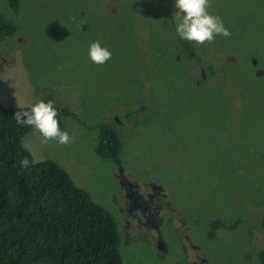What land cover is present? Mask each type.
I'll list each match as a JSON object with an SVG mask.
<instances>
[{"label": "rangeland", "instance_id": "1", "mask_svg": "<svg viewBox=\"0 0 264 264\" xmlns=\"http://www.w3.org/2000/svg\"><path fill=\"white\" fill-rule=\"evenodd\" d=\"M166 3L17 0L11 12L0 0V15L15 25L0 41L2 56L13 58L0 67V103L30 107L50 96L74 113L60 118L71 144L42 143L32 127L21 144L33 161L54 160L114 216L122 264H263L264 5L211 0L208 11L232 35L188 41L199 64L216 73L195 87L197 63L180 55L175 40V0L167 18L157 11ZM96 40L112 53L103 65L89 58ZM223 57L235 62L220 67ZM254 69L263 75L254 77ZM115 117L119 164L94 151L96 124ZM120 173L141 193L157 186L168 201L153 216L158 230L128 225L118 213ZM214 219L227 227L208 239Z\"/></svg>", "mask_w": 264, "mask_h": 264}, {"label": "trees", "instance_id": "2", "mask_svg": "<svg viewBox=\"0 0 264 264\" xmlns=\"http://www.w3.org/2000/svg\"><path fill=\"white\" fill-rule=\"evenodd\" d=\"M7 3L11 12L16 10L17 0ZM14 29L10 19L0 15V34ZM175 40L180 55L188 58L189 42L177 36ZM203 69L212 73L210 66ZM54 106L59 122L62 117L75 118L68 109ZM30 109L0 103V264H122L114 216L76 186L54 160L32 163L21 144L30 127L18 126L14 119L18 110ZM96 126L95 154L119 164L118 122L108 118ZM24 157L30 161L27 168L20 163ZM221 227L227 225L210 220L206 236L214 237ZM258 256L264 263V252Z\"/></svg>", "mask_w": 264, "mask_h": 264}, {"label": "clouds", "instance_id": "3", "mask_svg": "<svg viewBox=\"0 0 264 264\" xmlns=\"http://www.w3.org/2000/svg\"><path fill=\"white\" fill-rule=\"evenodd\" d=\"M211 6V0H175L176 14L181 17L176 23V33L182 40L202 45L214 42L217 35L231 37L232 33L225 27L222 18L208 11ZM88 54L97 65H103L112 58L111 51L99 40L90 44ZM54 104L53 100L41 99L31 106L30 111L18 110L14 114L16 124L34 128L43 137L42 143L54 140L59 145L71 144L73 140L69 132L60 128L59 110ZM20 163L24 168L30 166L28 157Z\"/></svg>", "mask_w": 264, "mask_h": 264}, {"label": "flooded vegetation", "instance_id": "4", "mask_svg": "<svg viewBox=\"0 0 264 264\" xmlns=\"http://www.w3.org/2000/svg\"><path fill=\"white\" fill-rule=\"evenodd\" d=\"M166 1H168V0H166ZM258 1L264 5V0H258ZM168 2L166 3L165 8L161 9L160 8L161 6L159 4H158V8H157V11L160 12V14L165 15L166 18H167V15L171 13V11H170L171 9L169 6L170 2L169 3ZM175 34H176V36H178V34L176 32H175ZM7 36H8L7 34H4V35L0 34V41H3ZM205 52H207V51H205ZM2 54H3V52H0V67L1 68L10 67L12 62H13V58L10 56L7 60L4 55L2 56ZM221 54H226V53L221 52ZM198 59H199V55H197L195 50L188 52V62H190V61L196 62L197 66H198L197 68L199 70L198 78L200 81L195 82V85H196L195 87H199L198 86V85H200L199 82L206 81L208 78L213 79L214 75L216 74L212 70V73L208 75L203 68L206 66L211 67L212 64L206 62L205 64L200 65ZM222 61L223 62H222L220 67H224L225 65L233 64L235 62V59L230 58V59L226 60L223 57ZM249 61H250V63H249L250 67L255 66V63H253V61L255 62V59L250 58ZM250 69L252 70V68H250ZM256 71H257V69L253 70V76L254 77H259V76L263 75V74L256 75L255 74ZM118 177H119V183H120V188H121L120 200L122 202V206L118 207V213L126 215L127 219L125 220V222L128 225H131L130 221H135L136 222L135 225L137 227L144 226V227L148 228L149 226H153V227H155V230H158L157 224L154 223V217L153 216L159 210L161 211V209L163 207H166L169 205L168 201L166 199H164V197L162 196V193L159 195L158 187L155 185H152L148 192L141 193L140 191H138L137 185L134 182L128 180L126 177H123L121 175V173L118 175ZM133 227H134V225H133ZM206 237L208 239H211V237H208V236H206ZM157 245L160 247L161 244L159 242H157ZM188 246L194 252L201 253V248L198 245L191 244V242L189 240H188ZM163 249H164V244H163Z\"/></svg>", "mask_w": 264, "mask_h": 264}, {"label": "water", "instance_id": "5", "mask_svg": "<svg viewBox=\"0 0 264 264\" xmlns=\"http://www.w3.org/2000/svg\"><path fill=\"white\" fill-rule=\"evenodd\" d=\"M253 63H255V62L253 61ZM255 74H256V75H260V74H262V70H261V71L257 70V71L255 72ZM114 119H115V121L118 122V119H117L116 117H115Z\"/></svg>", "mask_w": 264, "mask_h": 264}]
</instances>
